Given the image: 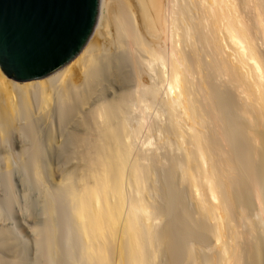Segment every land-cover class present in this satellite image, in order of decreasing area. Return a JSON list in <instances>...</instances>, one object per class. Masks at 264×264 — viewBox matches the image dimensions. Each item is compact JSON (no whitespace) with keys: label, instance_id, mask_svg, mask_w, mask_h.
Returning a JSON list of instances; mask_svg holds the SVG:
<instances>
[{"label":"bare ground","instance_id":"6f19581e","mask_svg":"<svg viewBox=\"0 0 264 264\" xmlns=\"http://www.w3.org/2000/svg\"><path fill=\"white\" fill-rule=\"evenodd\" d=\"M27 165L59 264H264V0H99L65 65L0 67V264Z\"/></svg>","mask_w":264,"mask_h":264},{"label":"water","instance_id":"95a60500","mask_svg":"<svg viewBox=\"0 0 264 264\" xmlns=\"http://www.w3.org/2000/svg\"><path fill=\"white\" fill-rule=\"evenodd\" d=\"M99 0H0V67L17 80L42 78L89 38Z\"/></svg>","mask_w":264,"mask_h":264},{"label":"rangeland","instance_id":"374dc122","mask_svg":"<svg viewBox=\"0 0 264 264\" xmlns=\"http://www.w3.org/2000/svg\"><path fill=\"white\" fill-rule=\"evenodd\" d=\"M28 166V165H27ZM25 167L26 169H24V172H23V179H24V181H23V184L20 186V185H17V184H15V186H14V191H15V193L17 194V195H19L20 196V198L22 199L21 200V202H22V204H23V207H24V212H25V221H24V224H25V232L22 234V240H23V245H24V256H25V260H27L26 262H28L27 264H34V255H36V254H38L39 255V258H40V260L42 261H39V264H59V259H58V255H59V257L61 258V254H63L64 255V259L63 258H61V260H62V262L63 263H65V261H66V253H64L65 252V250L63 249L64 248V245H61L63 248H61L60 247V241L63 243L64 242V239H63V237H62V233H60L61 234V236H60V234H58L57 232H58V230H56V229H59V224H60V222L63 224V222L62 221H59V220H61V219H59L60 217H58L57 218V220H55V221H58V222H55L54 221V223H55V225H54V230H53V234H54V237H56V235L55 234H57V236L59 235L60 237H62V240L61 239H59L60 237L58 236V238L57 239H59L60 241H59V246L57 245V249L58 250H61V249H63L62 250V252L63 253H59V252H61V251H58V250H56V251H54V252H56L55 253V255H57V256H55V255H52V254H54V252H51V253H48V252H44V251H42V252H44V253H38L39 251H36V238H37V233L38 232H40V231H42V230H46V225H45V213H44V207L42 208V205L44 206V199H45V196H43L44 194H45V190L46 189H44V188H46L45 187V184H43V183H41V182H39L38 181V179H37V177L35 176H33L34 174H32L31 172H30V167L28 166V167ZM29 169V170H28ZM16 177V176H15ZM37 179V180H36ZM15 180H16V178H15ZM14 180V181H15ZM16 182V181H15ZM40 184H39V183ZM39 185H41V186H39ZM42 185H43V187L44 188H42ZM44 189V190H43ZM41 193H43V194H41ZM43 197V198H42ZM37 203V204H36ZM43 211H42V210ZM39 212V213H38ZM42 212H43V214H42ZM59 213V212H58ZM33 214V215H32ZM31 215H32V217H31ZM41 215V216H40ZM59 215H60V213H59ZM37 216V217H36ZM29 217V218H28ZM45 217V218H44ZM31 218V219H30ZM34 219V222L32 223V220ZM59 219V220H58ZM38 221V222H37ZM42 223H43V225H42ZM58 223V224H57ZM30 224V225H29ZM34 224H38V226H36V225H34ZM62 224H60V225H62ZM59 227H58V226ZM34 226H36V229L38 230V232H37V230L35 231L34 229H35V227ZM40 226H42L41 227V229H39L40 228ZM34 227V228H33ZM57 227V228H56ZM13 228H14V225H13ZM31 228L34 230V232H32L31 231ZM44 228V229H43ZM61 228H63V225H62V227H60V230H61ZM15 229V228H14ZM14 231H16V229L14 230ZM56 231V232H55ZM36 232V233H35ZM61 232V231H60ZM15 234H19L18 232H16ZM35 236H36V238H35ZM32 243H33V245H32ZM34 243H35V245H34ZM57 243H58V241H57ZM64 244V243H63ZM35 246V247H34ZM60 249H59V248ZM28 248V249H27ZM34 249H35V251H34ZM57 251H58V253H57ZM34 252H36L35 254H34ZM41 254V255H40ZM42 254H44V255H42ZM49 254V255H48ZM34 258H33V257ZM43 256V257H42ZM50 256H51V258H50ZM53 256H54V258H53ZM45 257V258H44ZM49 257V258H48ZM55 257H57V259L55 258ZM32 258V259H31ZM44 258V259H43ZM50 259V260H49ZM61 260H60V262H61ZM47 261V262H46ZM31 262H33V263H31ZM61 264V263H60Z\"/></svg>","mask_w":264,"mask_h":264}]
</instances>
